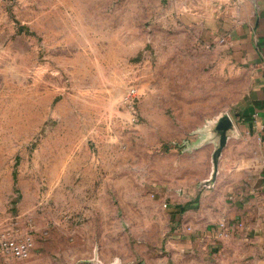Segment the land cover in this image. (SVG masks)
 <instances>
[{"label":"rangeland","instance_id":"rangeland-1","mask_svg":"<svg viewBox=\"0 0 264 264\" xmlns=\"http://www.w3.org/2000/svg\"><path fill=\"white\" fill-rule=\"evenodd\" d=\"M177 3L0 0V264H177L175 208L252 179L250 77Z\"/></svg>","mask_w":264,"mask_h":264},{"label":"crops","instance_id":"crops-1","mask_svg":"<svg viewBox=\"0 0 264 264\" xmlns=\"http://www.w3.org/2000/svg\"><path fill=\"white\" fill-rule=\"evenodd\" d=\"M177 8V22L204 41L217 45L225 37L219 47L248 73L251 88L238 121L256 140L257 157L252 179L231 190V200L215 190L197 208H172L175 234L191 236L168 240L167 248L177 264H264V0H178ZM224 221L233 224L227 234ZM35 246L34 240L31 255Z\"/></svg>","mask_w":264,"mask_h":264},{"label":"built area","instance_id":"built-area-1","mask_svg":"<svg viewBox=\"0 0 264 264\" xmlns=\"http://www.w3.org/2000/svg\"><path fill=\"white\" fill-rule=\"evenodd\" d=\"M221 42H226V38L222 37ZM264 128V125H262ZM165 207L169 206V202H165ZM233 226L229 222H221L220 227L223 233L227 234ZM34 246V240L31 233L21 234L11 229H0V251L4 254L11 255L18 259H27L30 257Z\"/></svg>","mask_w":264,"mask_h":264},{"label":"water","instance_id":"water-1","mask_svg":"<svg viewBox=\"0 0 264 264\" xmlns=\"http://www.w3.org/2000/svg\"><path fill=\"white\" fill-rule=\"evenodd\" d=\"M231 124V122H229V125ZM232 126V125H231ZM227 127V126H226ZM214 182V176H212V178H210V180H207L205 182V185L209 186V185H212Z\"/></svg>","mask_w":264,"mask_h":264}]
</instances>
